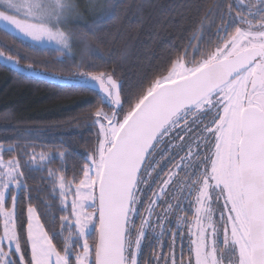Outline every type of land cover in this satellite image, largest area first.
Returning a JSON list of instances; mask_svg holds the SVG:
<instances>
[{"label":"snow or ice","instance_id":"snow-or-ice-1","mask_svg":"<svg viewBox=\"0 0 264 264\" xmlns=\"http://www.w3.org/2000/svg\"><path fill=\"white\" fill-rule=\"evenodd\" d=\"M101 7L0 0V25L61 57L88 54L116 12ZM189 24L175 56L135 84L74 64L69 78L97 95L96 143L70 179L48 169L59 230L28 183L49 156L0 143V264H264V0L199 5ZM26 59L0 44V66L39 73Z\"/></svg>","mask_w":264,"mask_h":264},{"label":"trees","instance_id":"trees-1","mask_svg":"<svg viewBox=\"0 0 264 264\" xmlns=\"http://www.w3.org/2000/svg\"><path fill=\"white\" fill-rule=\"evenodd\" d=\"M215 3L216 0H111L116 12L103 25L102 32L89 38L94 52L88 55V63L115 69L129 85L151 77L170 55L175 56L181 36L188 34L181 30L196 18L197 6ZM2 29L0 25V44L10 45L27 57L21 60L22 65L38 61L34 67L40 72L18 75L11 66H0V143L5 147L18 145L20 152L34 149L37 154L49 156L50 162L28 173V183L34 189L33 195L39 194L43 201L39 209L44 214L42 222L50 226L55 217L59 230L58 218L64 213L59 210L60 200L52 193L48 169L63 170L70 179L95 147L96 129L89 127L92 122L88 116L97 106V95L82 83L43 75L49 72L73 77L77 62L72 57H61L54 48L38 46L18 35L13 38ZM61 60L64 62H58Z\"/></svg>","mask_w":264,"mask_h":264},{"label":"rangeland","instance_id":"rangeland-1","mask_svg":"<svg viewBox=\"0 0 264 264\" xmlns=\"http://www.w3.org/2000/svg\"><path fill=\"white\" fill-rule=\"evenodd\" d=\"M110 1L111 0H77V2L79 3L80 5V10L83 12L84 8L85 7H88L89 9V14L91 15H96L98 14L99 12L102 11V5H105V4H110ZM88 19V15H85V20ZM74 22L73 23H70L68 25V27L71 29L73 27H76L77 24L75 23V18H73ZM3 26V25H1ZM19 37L33 43V44H36L38 46H43V47H49V48H54L55 46H52V45H49L47 43H38V42H33L30 38H27V37H24L23 35H20V34H17ZM90 44V43H89ZM82 45H78V46H75L73 47L72 49V52L71 54H67L69 55L70 57H72L77 63H80L82 59H86L87 63H88V54H85L81 51L82 49ZM40 72V71H39ZM37 74V72H35ZM61 76L59 75H54V76H51L50 78H54V79H57V80H61V81H68V82H76V83H82L80 80L78 79H75V78H64V79H61L59 78Z\"/></svg>","mask_w":264,"mask_h":264},{"label":"flooded vegetation","instance_id":"flooded-vegetation-1","mask_svg":"<svg viewBox=\"0 0 264 264\" xmlns=\"http://www.w3.org/2000/svg\"><path fill=\"white\" fill-rule=\"evenodd\" d=\"M182 175V174H181Z\"/></svg>","mask_w":264,"mask_h":264}]
</instances>
